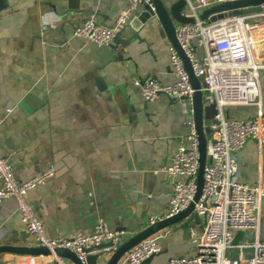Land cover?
<instances>
[{"label":"crops","instance_id":"0c3cea01","mask_svg":"<svg viewBox=\"0 0 264 264\" xmlns=\"http://www.w3.org/2000/svg\"><path fill=\"white\" fill-rule=\"evenodd\" d=\"M129 7V0H0V150L20 182L55 166L54 177L27 194L52 237L92 231L100 221L137 233L170 208L174 183L162 167L171 162L191 116L183 102L164 95L145 100L135 83L148 77L175 82L169 40L162 29L145 27L116 51L73 33L90 15L112 26ZM245 11L259 22L256 54L264 63V15ZM133 32L128 27L124 36ZM193 42L201 56L204 49ZM260 80L261 108L228 106L226 117L245 120L264 111V67ZM206 99L204 94V115L213 120L217 108ZM236 156L237 179L258 182L257 141L249 139ZM261 207L264 216V197ZM204 225L192 213L162 229L155 234L160 250L142 264L196 255ZM0 242L34 243L13 197L0 202ZM21 258L4 253L0 264Z\"/></svg>","mask_w":264,"mask_h":264},{"label":"built area","instance_id":"2783aa9c","mask_svg":"<svg viewBox=\"0 0 264 264\" xmlns=\"http://www.w3.org/2000/svg\"><path fill=\"white\" fill-rule=\"evenodd\" d=\"M129 1L130 7L120 11L112 26L99 25L95 15H90L74 27V35L98 46L110 45L142 3H148L154 9L151 0ZM225 1L228 0H187L182 14L194 17V21L178 22L175 27L176 38L194 74L203 79L205 85L202 84V91L206 100L214 102L217 108L211 123L213 135L207 141L204 187L198 200H195V196L201 152L193 116L196 89L179 49L170 43L175 82L162 83L155 77L135 81L145 100L153 101L164 95L183 102L185 111L191 116L188 131L180 138L171 162L162 167L174 183L170 208L164 215L150 217L147 226L174 216L192 202L195 205L193 213L205 219V225L197 240L196 255L174 257L161 264H264V239L260 238L263 218L261 202L264 197V111L260 109L256 116L245 120L228 118L225 114V108L233 105L256 104L261 108L260 71L264 63L258 60L256 54L259 22L252 23L245 15H233L216 22L201 18L204 9ZM263 15L264 4L262 11L255 16ZM194 39L204 49L201 56L191 46ZM249 139L257 141L260 156L261 176L254 184L237 179L241 164L236 154ZM54 175L55 166H51L41 175L20 182L12 164L0 150V202L15 198L22 221L34 239L33 245L47 247L53 252L51 255L22 256L15 264H76L69 258L57 255V248L72 251L82 264H90L89 257L95 254L98 255L96 264H107L118 249V242L125 231L111 230L100 221L92 231L79 230L72 235L52 237L29 203L28 192ZM240 232L251 233L253 239L244 236L237 241ZM110 242L112 244L104 245ZM247 248L253 250L247 251ZM235 249H238V253L233 257L232 250ZM159 250L158 237L154 234L130 248L123 256V264H142Z\"/></svg>","mask_w":264,"mask_h":264},{"label":"water","instance_id":"95a60500","mask_svg":"<svg viewBox=\"0 0 264 264\" xmlns=\"http://www.w3.org/2000/svg\"><path fill=\"white\" fill-rule=\"evenodd\" d=\"M151 2L154 6V9L148 3H142L140 7L136 11H134L130 21L117 33L113 43L110 44V47L117 51L120 45H122L123 47L128 46L131 39L138 37L140 30H142L143 28L151 27L152 29H154L156 27V29H162L169 42L174 44L179 49L181 55L185 60V64L190 74L193 86L196 89L193 104V116L200 137L201 152L200 169L198 173V191L195 196V200H198L204 187V171L207 162V141L213 135V129L211 127L212 118H206L204 115V92L202 91V84H205L202 82L203 79L198 78L194 74L191 63L176 38L175 31V27L178 22H193L194 17H188L182 14L183 10L186 8L187 0H178L172 4H167L163 0H151ZM263 4L264 0H228L204 9L201 13V18L208 19V21L210 22H216L220 19L233 15H242L248 8H252L257 10L256 12H260L262 11ZM128 27H131L134 30V32L132 33V37L130 38H126L124 36V31ZM118 56L120 58V55ZM209 161L211 162L212 160L210 159ZM194 206V202H192L187 208L175 214L174 216L142 227L137 233L125 231L124 233H122L120 241L118 242V249L111 255L107 264H118L119 260L130 248H132L145 238L152 236L162 229L189 217L193 213ZM194 216H196L195 213ZM261 229L262 233L260 238L264 239V216L262 219ZM245 236L250 240L253 239V235L251 233H245ZM107 244L110 245L112 243L110 242L104 245ZM246 250L252 251L253 249L247 248ZM55 252L59 256L69 258L76 264H82L77 255L68 249L57 248ZM4 253H16L20 254L21 256L53 254V252L49 248L44 246L0 242V255ZM236 253H238V249L232 250L233 257L236 255ZM97 258V254L91 255L89 257V263L96 264Z\"/></svg>","mask_w":264,"mask_h":264},{"label":"rangeland","instance_id":"374dc122","mask_svg":"<svg viewBox=\"0 0 264 264\" xmlns=\"http://www.w3.org/2000/svg\"><path fill=\"white\" fill-rule=\"evenodd\" d=\"M252 20L255 21L256 19H250L249 21L252 22ZM191 46H192L193 49L195 50V44H194L193 41H192ZM244 235H245L244 233H241V234L238 236L237 241H240V240L244 237Z\"/></svg>","mask_w":264,"mask_h":264}]
</instances>
